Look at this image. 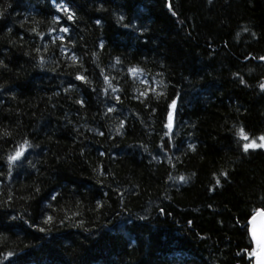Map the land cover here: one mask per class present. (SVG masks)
<instances>
[{"label": "trees", "instance_id": "16d2710c", "mask_svg": "<svg viewBox=\"0 0 264 264\" xmlns=\"http://www.w3.org/2000/svg\"><path fill=\"white\" fill-rule=\"evenodd\" d=\"M0 12V157L28 140L35 166L0 176V264H254L244 226L264 209V149L243 152L236 131L264 135V0H0ZM77 70L89 83L65 92Z\"/></svg>", "mask_w": 264, "mask_h": 264}, {"label": "snow or ice", "instance_id": "6c2138e0", "mask_svg": "<svg viewBox=\"0 0 264 264\" xmlns=\"http://www.w3.org/2000/svg\"><path fill=\"white\" fill-rule=\"evenodd\" d=\"M209 2H211V0H209ZM168 8H169V11L172 13L173 16L176 15L175 11L173 10L172 8V4L169 3L168 5ZM8 7H11V5H8ZM56 12H63L66 14V18H67V21L69 22H73L74 21V13L67 7H63V5H61L60 7H57L56 8ZM3 12H0V18H3ZM60 17H56V20H57V23L60 22ZM96 25H99L101 23L100 19H97L95 21ZM7 31H11V28L9 27L7 29ZM59 31L62 32V33H65V34H68L69 33V27H60L59 28ZM33 32H35V29H33ZM36 35H39V33H36ZM69 38H71L69 36ZM22 39V37H21ZM61 40H63V37H61ZM101 47H103L101 45ZM38 51V49H37ZM27 55V53H25ZM72 60L75 62L76 61V57L73 56L72 57ZM260 60H264V56H261L260 57ZM120 61L117 60V63H119ZM43 65V61H41V66ZM0 67H4L6 68L7 65L4 64V61L3 59H0ZM80 69L82 70V65L80 66ZM81 70H77L74 74V76L72 75V73H68V75L71 77V79L67 82L66 86L64 87V91L67 92L69 89L71 88H75L77 87V84L75 82H79L80 84H83V85H87L89 83V80H88V77L86 75H82L81 74ZM133 72L137 71V69L133 68L132 69ZM104 80L107 81L108 80V77L105 76L104 77ZM240 83H244L243 79L240 80ZM111 87V86H110ZM260 89L262 91H264V84H261L260 86ZM91 92L93 93H96L97 92V89L93 88L91 89ZM105 94H106V100H105V104H106V110H107V113H113V112H116L117 111V105H119L121 103V98L120 96H108L107 95V92L105 90ZM142 96H144V93H141ZM145 99H148L147 97H145ZM142 103L144 101H141ZM75 103L79 104L81 108H84L85 107V103H86V98H82V99H77L75 101ZM149 103H151V101L149 100L148 103H145L144 106L145 108H147L149 106ZM176 108H177V100L175 98H173L170 103L168 104L167 108L165 109V118L164 120L162 121V130L163 129H168L169 131H171L174 127V120H175V112H176ZM151 111L154 113L156 111V108L153 107L151 109ZM124 120L121 119L120 120V128L121 129H124ZM101 135L103 133H100ZM124 132L123 131H117V135H123ZM10 135L9 132H4L3 133V137L4 138H8ZM168 133L167 132H164V136H167ZM236 135L239 136L243 141H246L243 145H242V149H243V152L247 153L249 151V149H264V135H260L258 138H250L244 131L243 128H239L237 129L236 131ZM171 137H169V141H171ZM257 140L259 142H257ZM34 147V145L28 141V140H24L23 143L21 144H18L15 146L14 150L10 153H8L6 156H3V157H0V158H3L5 163L4 164H0V176L4 175L5 174V171L7 172V176L10 178L11 175H12V171H13V168H22L24 167L25 163L27 162L28 165L30 167H35L30 160H28V157L26 155V153L29 152L30 149H32ZM141 147H143V145H141ZM161 149H163L165 147L164 144H161L160 145ZM169 147V150H171L172 148H176V150L178 151L179 149L174 145V144H169L168 145ZM194 145L192 144H189L188 145V149L192 150L194 149ZM147 149H145L146 151ZM101 155H103V153H101ZM192 175H195V173H193ZM220 175L222 176H226L227 173L226 172H221ZM179 180L182 182V183H187L188 182V178L184 177V176H180L179 177ZM220 183L219 180L216 181V184L218 185ZM103 186V185H102ZM40 191L39 187H35L34 188V193H38ZM115 191V190H114ZM61 193H60V190L58 189H55L53 190V193H51L48 197L45 198V200H47L49 202V206H51V202L52 201H56L57 203L59 201H57V196H59ZM121 198L123 197V193H117ZM106 195V193H105ZM7 203V202H5ZM102 207V204H101V201L99 199L95 200V209H101ZM262 211H264V209H261ZM160 212L161 214H164V210L163 209H160ZM39 214L43 216V223L44 224H48L52 221V216L47 214L46 212V208L44 207V201H41V206L39 208ZM73 215H77V213H73ZM11 220L15 221L17 220L18 218L16 216H11L10 217ZM140 219H144V217H140ZM255 217L250 213V218L249 220L247 221L246 225L244 226L245 227V231L247 232L248 231V228H247V224H250V223H253ZM23 223L27 224L28 221L27 220H24ZM78 223L80 224H83L84 221L83 220H80ZM189 224H191V221H189ZM3 225H0V227H2ZM9 227H15V225H9ZM29 227H36V229L39 231V232H45V228L44 227H39L38 224L33 221V224L29 225ZM85 231H87V229H85ZM252 238L253 240L256 239V233H255V229L253 228L252 230ZM241 253H237V255H240ZM251 256H255L256 259H257V264H264V257H262L260 254L256 253L255 251L251 252L250 253ZM9 256H11V253H9Z\"/></svg>", "mask_w": 264, "mask_h": 264}, {"label": "water", "instance_id": "95a60500", "mask_svg": "<svg viewBox=\"0 0 264 264\" xmlns=\"http://www.w3.org/2000/svg\"><path fill=\"white\" fill-rule=\"evenodd\" d=\"M253 223L249 224V232L253 241L255 252L264 257V211L260 210L254 215ZM255 229L256 239L252 238V230ZM254 264H257V259L253 256Z\"/></svg>", "mask_w": 264, "mask_h": 264}]
</instances>
